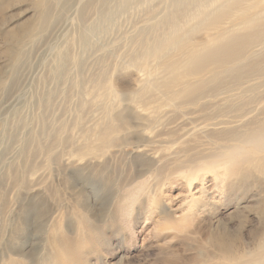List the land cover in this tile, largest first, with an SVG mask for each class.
Returning <instances> with one entry per match:
<instances>
[{"label":"rangeland","instance_id":"1","mask_svg":"<svg viewBox=\"0 0 264 264\" xmlns=\"http://www.w3.org/2000/svg\"><path fill=\"white\" fill-rule=\"evenodd\" d=\"M190 2L0 0V264L257 262L264 168L223 157L264 123V43L193 100L148 88L164 73L143 53Z\"/></svg>","mask_w":264,"mask_h":264},{"label":"bare ground","instance_id":"2","mask_svg":"<svg viewBox=\"0 0 264 264\" xmlns=\"http://www.w3.org/2000/svg\"><path fill=\"white\" fill-rule=\"evenodd\" d=\"M190 3H196L197 11L183 10L179 13V8L165 18L162 24L167 27L168 34L148 46L143 53L146 61L159 60L164 73L163 78L157 79L148 88L163 87L169 91L171 99L188 97L193 100L204 95L210 84L217 87L223 77L236 81L243 79L253 69L248 64L252 48L264 43V0H212L211 9L201 4V0H191ZM227 19H231L232 23L229 28H224L222 24ZM199 29L214 32L198 43L185 39L184 32ZM111 129L109 127L104 132L103 138ZM241 143L223 157L229 172L232 174L242 164L252 163L255 159L264 168V123L244 134ZM218 165L219 162L213 161L210 165H200L196 174L190 173L189 203L204 205L210 190L205 184L198 185L194 179L198 177V172ZM186 216L187 211L182 210L171 214L173 220ZM261 252L256 263L248 260L244 264H264V243Z\"/></svg>","mask_w":264,"mask_h":264}]
</instances>
